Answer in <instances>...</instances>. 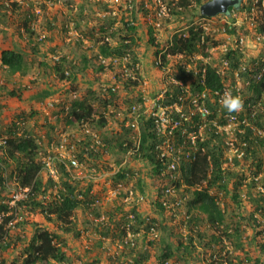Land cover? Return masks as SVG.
<instances>
[{"label": "rangeland", "instance_id": "1", "mask_svg": "<svg viewBox=\"0 0 264 264\" xmlns=\"http://www.w3.org/2000/svg\"><path fill=\"white\" fill-rule=\"evenodd\" d=\"M206 2L160 0L161 4L169 7L168 13L160 18L155 12L159 6L158 0H132V8L127 7L128 0H0V51L17 45L26 56L24 72L12 73L0 65V143L14 133L16 137H23L31 132L41 143L42 151L69 136L72 139L88 138L90 143L86 147L92 149L91 137H85L80 126L69 125L63 114H54L59 107L52 108L49 104L67 101L73 98L74 93L77 97L83 96L89 89L95 90L96 95H101L100 89H105L112 82H116L118 86L116 99L114 97L113 103L100 107L99 110L106 119V124H87L100 139L105 136L120 141H112L109 147L103 142L104 147H93L96 153L93 164L96 165H84L81 187L84 189L92 184L91 192L96 198L88 205L74 210L66 222L57 220L55 215H51L50 219L43 213L23 211L25 206H20L19 203L11 204L13 213L17 208V215L12 224L7 226L6 242L9 243V248L1 256L5 264L18 263L23 257H27L25 250L33 235V224L58 231L63 236L67 241L65 253L69 258L66 264H111L110 258L118 261L114 260V264H133L134 258L146 248L151 257L145 264H157L167 245L175 248V254L166 264H264V254L260 253L254 241L264 239V139L263 143L254 146L257 151L254 160L260 159L261 170L259 182L253 189L250 185L252 173L249 172V167L254 165L250 160L243 168H230L234 169L242 181L237 192L232 189L234 177L228 183V191L217 188L212 190L214 194L222 193L216 197L220 207L225 210L226 223L218 227L211 225L199 209L191 207L193 190L190 188L182 191L186 198L175 213L162 210L157 204L159 190L151 175L150 165L128 153L129 142L127 147L123 145L129 139L122 123L129 103L126 99L131 97L133 101L135 96L141 94L152 98L162 88L165 79L163 80L156 64L157 52L167 46L173 35H188L191 28H196L193 31L208 36V40L205 47L197 45V50L191 55L192 62L188 58L186 61L167 56L164 65L172 67V70L181 62H188L196 68L205 63L219 66L223 51L236 46L238 33L245 34L247 39L243 47V63L253 70L256 67L259 71L262 69L264 43L253 41L255 30L250 28L248 22L256 16L262 18L259 12L254 15L251 11L255 0H240L239 5L233 9L236 12L234 19L228 15H219L211 22H203L200 21V9ZM219 18L230 23L237 19V31L231 32L232 29L220 23ZM156 24L160 26L155 27ZM130 25L134 30L129 29ZM101 26H108V34L101 33L99 36L98 33L94 38L91 32L88 34L89 27L90 31L92 27L98 31ZM149 31L152 33L149 34ZM111 33L115 35H109ZM150 35L153 37L152 42ZM100 37L104 39L101 38L100 41ZM125 37L134 40V51L126 52V58L115 61L107 59L106 64H101L99 46L102 41H109L116 46ZM171 50L168 48L167 53ZM63 58H66L63 72L67 76L70 74L68 81L61 80L60 73L54 68ZM136 62L140 69L133 73L130 65ZM71 75L76 79L72 81ZM251 78H255V75L252 74ZM230 82L228 77L225 83ZM239 85L245 104H251L250 108L247 105L249 109L243 104L239 115L250 122V115L256 113L255 119L250 123L255 128V134L264 138V129H259L256 124L259 122V112L264 115V88L256 97L253 86H248L243 79L239 81ZM46 88L57 89V92L44 101H32L36 93ZM67 88L72 89V92ZM13 89H19L21 95L9 96L8 92ZM105 96L109 97V94ZM22 113L24 124L16 125V116ZM47 122L55 125L49 132L50 136L44 131ZM13 123L15 128L12 127ZM10 130L13 134L8 132ZM49 138H52L51 142L48 141ZM51 150L56 152L57 149L53 146ZM232 155L230 152L224 153L225 158ZM2 166L7 179L5 196L10 201L12 193L19 188L18 160L6 157ZM93 167L97 170L96 175L92 171ZM124 167L132 168L133 171L131 176L129 174V183L133 184L135 195L129 200L112 194V176L117 169ZM48 177L46 172L40 178L46 182ZM53 180L56 181L54 188L46 186V193L40 196L44 204H54L57 201L60 182L58 179ZM138 180L143 182L142 192L135 188ZM249 192L255 198L263 197L261 209L257 205L259 203H252L248 199ZM136 195H144L145 200L139 203ZM234 195H237L236 200L233 199ZM132 208L138 209L148 222L151 219L156 229L152 231L150 228L146 232L144 226H140L132 218ZM108 212L116 214L114 218L120 221L123 229L125 227L126 233L119 232L116 237L106 239L100 236L99 230L109 219ZM236 222L242 232L241 247L236 246L237 240H230L224 234L229 228L234 232ZM129 225H133L132 230ZM65 227L69 232L65 231ZM258 260L262 262L258 263Z\"/></svg>", "mask_w": 264, "mask_h": 264}, {"label": "trees", "instance_id": "2", "mask_svg": "<svg viewBox=\"0 0 264 264\" xmlns=\"http://www.w3.org/2000/svg\"><path fill=\"white\" fill-rule=\"evenodd\" d=\"M3 16L5 17V15ZM128 27L129 29L134 30V27H132L131 25ZM89 32H91V34L93 35L92 38H94V36L98 33L99 36H101V33L108 34V26H101L98 31L94 30L93 27L90 31L89 27L88 34ZM150 33L152 32L149 31V34ZM109 35L114 36L115 34L111 33ZM101 38L102 37L98 39L100 41L104 39V37L102 39ZM150 40L151 42L153 41L152 35H150ZM200 40L201 34H197L191 31L188 38H174V48L178 47L180 51L187 49L188 52L191 53L195 51L194 42ZM102 42L103 43L99 46V55L106 59H122L127 56V53H132L134 51V40L128 37L122 39L116 46L111 44L109 41L106 42L103 40ZM17 47V45H14L11 49H5L1 52L0 55V65L7 68L12 73L22 71L24 72V67L26 65V56ZM243 57L244 54L238 49H229L226 53L222 54V58L229 62L230 69L227 73V78L229 77L230 80L232 77H234V72L236 71L238 66L243 63ZM65 61L66 58H63V60L61 59L60 62H57L54 68L60 73L61 80L68 81L70 74L67 76L63 72V63ZM100 68L103 69V67L101 66ZM183 73V71H180V74H178L177 77H179L181 74L183 75ZM182 75L179 77L180 79L183 78ZM75 79L76 78L71 75V80L73 81ZM188 79H192L191 75H189ZM182 80L184 82H187V79ZM123 85H125V82H123ZM71 86L72 83L70 87ZM190 86L192 93L194 94L202 93L205 91L208 94L206 98V104L207 107L211 109V118H215L217 108L220 109L219 115L221 117L225 113L229 112L227 108L224 107V105L218 107V105L214 104V102H210V99L213 98V94L215 93V91H222V89L224 88V82L222 81V78L218 73H216V70L211 65L206 66L205 84L202 85L198 80L194 81L193 79L190 83ZM263 88L264 80L254 90L256 97L261 94ZM107 89H100L101 95H96L95 90L89 89L85 94L83 93V96L81 95L80 97L71 98L64 102H59L55 104V106L59 107V109L56 112L54 111V114H63L69 125H76L79 124V122H85L92 123L93 126H104L106 124V119L99 111L100 107H105L107 104L113 103V99L114 97L116 99V94L118 92L110 90V87L108 86ZM127 89H129V87H127ZM68 90L69 92H72V89L69 88ZM19 91V89H13L8 92V95L11 97H19V95H21ZM56 92L57 89L54 90L46 88L36 93L33 96L32 101H44L45 99L53 96ZM106 94H109V97L105 96ZM170 95L171 98H169L168 100H176L179 96L182 95V90L179 89V87L174 86V88H171L167 93L168 97ZM142 96V94L138 97L135 96V99L133 101H140ZM126 101L129 102L128 105L133 103L131 97L127 98ZM247 103L245 104L246 107ZM249 108L247 107L246 109ZM231 113H236V111H233ZM23 114L24 113L16 116V118L19 119H17L18 121L16 120V125L19 122H24L21 118ZM257 117L259 118V122L257 121L256 124H258L257 126L259 127V129L263 130L264 115L259 112ZM242 119L243 117L241 115V120ZM250 122H253V120H250ZM15 123L12 124V127L14 128L16 127ZM44 126V131L48 133V136H50L49 132L54 129L55 125L51 122H47ZM123 128L128 137L135 133L131 129L125 127ZM241 128L243 129V132L239 135L240 139L247 144L244 147V156L240 160L235 159V164L237 165L236 167L243 168L245 167L247 162L251 160L252 165L254 166L249 167V172L252 173V183H250V185L253 189L254 186H256L259 182V175L261 170L260 159L254 160V157H256L257 155V151L254 146L258 145V143H263L264 138L261 137V135L255 134L254 130L249 126L243 125L241 126ZM141 129V148L139 150V153L136 154V157L140 158L144 162V164L147 163L150 165L151 175H153V172L156 171L159 162L153 155L150 148L151 140L154 138L152 123L144 122V126H142ZM8 132L13 134L12 130ZM214 132L207 134L209 135V137H206L205 140L200 143V147L204 148V152H200L198 154L197 160L192 165L190 177L185 178V183L187 186L193 188H196L198 185L201 186V188L195 189L193 191V199L191 200L190 205L191 207H196L203 214H205L208 222L211 225L218 227L221 225H225L226 223L225 210L220 207L218 199H216L211 194V190L217 188L221 191H228V183L230 179L234 177L232 189H235V191L237 192L240 186H242V181L238 178V175L234 171V169H230L224 166L227 161L223 158L224 142L220 140L217 141V143H214L213 139L216 138V134ZM15 134L16 133H14L12 137L3 139V141L0 143V264H5V261L1 258V256L3 252L9 248V243L6 242V238L8 236L7 226L9 223L13 222L14 218L17 215V208L14 209L15 212L13 213V207L9 206V200H7L5 196V190L7 189V179L4 175L5 168L2 165L4 162H6V157L18 160V186L20 188L29 189L28 197L26 198V200L21 201L18 204L20 206H25L23 207V211L28 210L30 213L34 212L33 214L43 213L47 216V218L50 219L51 215H55L57 220L66 222L67 219L72 215V212L74 210L88 205L90 201L93 202V200L96 198V195H93L91 192L93 187L92 184L82 189L81 181L73 180L69 176V173L63 167H60L58 175L60 189L58 190L59 195L57 201L54 204H44L40 196L46 193V186L54 188V186L56 185V181L48 177L45 182L40 178L43 174H46V172L42 171L43 164L40 160L39 155V153L42 151V148L41 145L38 144L37 139L33 137L32 133L29 132L28 135H25L23 137H16ZM51 139L52 138H49L48 141L51 142ZM100 140L101 142L106 143L108 147L111 145L112 141H116L117 143L120 142L118 139H112L105 136L101 137ZM127 140H125V142H129L130 145L133 143L131 140ZM70 142L76 143V139L71 138ZM89 143L90 141L88 140L81 143H76V155L81 162L86 163V165L88 166H91L93 162L96 161V153L93 149H89L88 147H86ZM81 145H83V148H81ZM121 145L122 144L120 143L119 146L121 147ZM42 154L44 155L43 151ZM132 172V168L124 167V169H120L119 171H117V173H115V175L112 177V181L117 182L119 180H123L125 174H130L131 176ZM204 181H206L205 185L203 184ZM143 186L144 185L141 180H138V183L135 184V188L139 189L140 191L143 190ZM160 197L161 195H159L157 199V204L163 210L164 208H162V205L160 204ZM233 199L236 200L237 195H234ZM248 199L251 200L252 203H259L257 205L259 206V209H261L263 204V197L258 196L255 198L252 196V192H249ZM108 213L110 215L109 219L107 221V224L99 230L100 236L106 239L108 237H116L119 232L126 233L125 227L123 229L121 223H119L120 221L114 218L116 217V214L111 212ZM130 213L133 214V219L136 220L137 223L140 224V226H144L146 232H149L151 227H154L156 229V226L151 222V219L150 222H148V219L143 217L138 209L132 208L130 210ZM115 220H117L118 222L115 223ZM131 226L133 225H129L130 230H132ZM229 229L228 231H225V236L230 240H237L235 241L236 246L241 247L242 244L240 242V239L242 235L240 233L242 232L240 230V226L237 225L236 222V225L234 226V232L232 229ZM68 230L69 229L65 227V231L67 232ZM254 241L255 246L260 251V253L264 254V239L259 241H256V239H254ZM133 242L134 244L132 245V248H134L135 246V239H133ZM66 244L67 241L58 231L50 230L47 227H40L38 224H33V235L31 241L27 246V249L25 250L28 254L27 257H23L18 263L13 262L10 264H66L69 259L65 253ZM174 249L171 246L167 245L160 261L157 264H166V262L174 256ZM177 249L179 250V248ZM150 257V251L146 248L134 258L133 264H145V262H147ZM114 260L117 261L115 258ZM114 260L110 258L111 264L115 263ZM257 262L261 263L262 260H258Z\"/></svg>", "mask_w": 264, "mask_h": 264}, {"label": "built area", "instance_id": "3", "mask_svg": "<svg viewBox=\"0 0 264 264\" xmlns=\"http://www.w3.org/2000/svg\"><path fill=\"white\" fill-rule=\"evenodd\" d=\"M158 1V10L155 12L158 17L162 18L168 13L169 7L161 4L160 0ZM127 7L132 8V0H128ZM233 9L219 15H228L234 19L236 18V12H233ZM251 11L254 15L259 12L262 18H264V0H255L254 7H252ZM219 15L205 16L201 14L200 21L211 22ZM262 18L259 19L258 16H256L248 21L250 28L255 30L253 41L260 43H264V19ZM219 20L220 23L234 30H230L231 32L237 31V19L233 23L221 18H219ZM158 26H160V24L155 25V27ZM193 30H196V28H191L189 32L192 31L195 33ZM189 35L190 33L183 36L173 35V37L168 40L167 46L163 49L161 48L157 52L158 58L156 64L163 75V80L165 79L162 88L152 98L142 96L140 101H132L133 103L127 106L125 117L122 120L125 128L135 132L133 135L129 136V140L133 142L130 147L126 146L127 142L123 144L128 148V153L133 155L139 153L141 148V128L144 126V122L152 123L154 138L151 140L150 148L159 162L156 171L153 172V177L156 187L159 190V195H161L160 204L171 213H175L176 210L182 207L183 201L186 198L182 191L188 188L192 189V187L185 185V178L190 177L192 165L197 160L198 154L204 152V148L200 147V143L203 142L206 137H209L207 134L215 131L216 138L213 139L214 143L220 140L224 142V153L230 152L233 154L232 157L226 158L223 155V158L227 160L225 163L227 166H224L234 168L237 166L235 164V159L240 160L244 156V147L247 144L240 139L239 135L243 132L241 126H249L255 130L254 126L250 124L249 119L243 117L241 120V116L239 115L240 111H236V113L227 112L221 117L219 115L220 109L217 108L215 118H211V109H209L206 104L208 94L206 91L197 94L192 93L190 88L192 80H198L204 85L206 66L211 65L224 82L222 91H215L213 98L210 99V102H214V104H217L219 107L223 106L222 98L225 92L230 91L233 96L241 97V86L239 85V81L243 79L248 86L258 87L264 74V60L260 71L257 67L253 70L247 67L245 63H241L234 72V77L231 78V82L228 84H226L225 81L227 80V73L230 66L229 62L223 58L219 66L205 63L200 68H196L192 67L188 62L187 64H182L183 62H181L174 68L175 70H172V67L164 65L167 56H175L178 60L185 59L186 61L188 58L192 62L191 55L193 52L190 53L187 49L180 51L178 47L174 48V38L183 39L188 38ZM207 39L208 36L201 35V40L194 42L195 50H197V45L204 47ZM246 40L245 34L238 33L236 46L229 49H238L243 53ZM168 48L172 49L170 53H167ZM229 49H225L223 53H226ZM112 60L115 61V59ZM130 69L133 73L137 72L140 69L139 63L136 62L131 64ZM180 71L184 72L183 75L181 74L183 76L181 79L179 78L181 75L177 77ZM252 74L255 75V78H251ZM189 75L192 77L190 80L188 79ZM182 79H187V82H184ZM252 79L253 81H251ZM174 86L182 90V95L176 100H168L171 98V95L168 97L167 93L171 88H174ZM111 90L115 91L116 86L111 85ZM242 100L243 104H245V100L243 98ZM247 105L250 107L251 104ZM49 106L53 107V103H50ZM250 116V120H253L256 117V113L253 112ZM22 124H24V122L18 123V125ZM79 126L82 127V133L85 137H91L92 141H94L97 146L100 145L104 147L98 135L93 133L86 123H81ZM85 139L86 138H78L76 139V143H81L83 140L85 141ZM76 143L70 142L68 137H64L57 143L51 144L52 147H56V152L52 153V151H48L42 161L44 167L49 169L50 177L57 179V170L56 168L53 169L55 165L64 167L69 173V176L74 180H78L83 176L82 168L84 167V163L80 162V159L76 155ZM120 169L121 168L117 169V171ZM92 171L94 175L97 174L95 167H93ZM117 171L115 173H117ZM129 180V174H125L123 180L114 182V192H112V194L124 200L133 198L135 191L133 184H130ZM203 184L205 185L206 181H204ZM199 188H201L200 185L196 188L194 187L192 190L194 191ZM211 194L216 199L218 194L222 195V193L218 192L214 194L212 190ZM136 196L138 197L139 203L145 200L144 195ZM27 197L28 189H20L12 194V203L14 204ZM151 230L153 231L154 227H151Z\"/></svg>", "mask_w": 264, "mask_h": 264}, {"label": "clouds", "instance_id": "4", "mask_svg": "<svg viewBox=\"0 0 264 264\" xmlns=\"http://www.w3.org/2000/svg\"><path fill=\"white\" fill-rule=\"evenodd\" d=\"M208 2V1H207ZM239 3H240V1H239ZM239 5V4H238ZM238 5H236V6H233V7H229V9L228 10H230V8H235V7H237ZM222 14H224V13H222ZM219 15V14H218ZM124 58H126V57H124ZM116 59H118V58H116ZM121 59V58H120ZM103 60H104V62H103ZM112 60V59H111ZM106 61H107V59L106 58H103V57H101V64H106ZM262 83V79L260 80V84ZM259 84V85H260ZM111 85H115L116 86V90L115 91H117V84H116V82L114 83V82H112V83H109V85H108V87H110V90H111ZM258 85V86H259ZM107 89V87L104 89V90H106ZM256 89V87H254V90ZM108 90V89H107ZM52 97V96H51ZM77 96H76V94L74 93L73 94V98H76ZM46 100V99H45ZM55 102V101H54ZM222 103H223V105H224V107L225 108H227V110L229 111V112H233V111H239V110H241L242 109V107H243V100H242V98L240 97V96H233L232 94H231V92L229 91V92H225V94H224V97L222 98ZM128 106V105H127ZM55 107V103H53V107L52 108H54ZM81 123H85V122H79V124H81ZM79 124H76V125H78L79 126ZM87 124V123H86ZM87 126L89 127V125L87 124ZM81 127V126H80ZM90 128V127H89ZM81 129H82V127H81ZM68 139L70 140L71 138H70V136L68 137ZM75 139H78V137H76ZM91 139V138H90ZM86 140V139H85ZM92 140V139H91ZM84 141V140H83ZM38 142V144L39 145H41V143L39 142V141H37ZM92 145H93V147L94 146H97L95 143H94V141H92ZM51 147H52V145H49V147L47 146L46 147V149H45V151H43V153H44V155L42 154V151L39 153V155H40V160L41 161H43V157L44 156H46L47 155V152L48 151H52L51 150ZM93 150H94V148H92ZM52 153H55V151L53 150L52 151ZM81 162V161H80ZM42 164H43V162H42ZM84 165H86V163H84ZM85 167V166H84ZM84 167L82 168V171H83V169H84ZM56 168V170H57V179H58V175H59V168H60V166H58V165H55L54 167H53V169H55ZM64 168V167H63ZM121 169H123V168H121ZM42 171H46L47 173H48V175L50 174L49 173V169H46L45 167H44V164H43V170ZM115 175V174H114ZM113 175V176H114ZM112 176V177H113ZM49 177H50V175H49ZM50 178H52V177H50ZM82 178H84V175L80 178V179H78V181H82L81 179ZM53 179V178H52ZM59 180V179H58ZM74 180V179H73ZM113 184H114V182H113ZM185 185H186V183H185ZM20 189H28V188H18V190H20ZM192 189H193V187H192ZM18 190H15L14 192H16V191H18ZM13 192V193H14ZM12 193V194H13ZM28 193H29V189H28ZM26 199H23V200H19V201H17V202H15L14 203V205L15 204H17V203H19V202H21V201H25ZM11 204H13L12 203V195H11V199H10V201H9V206L10 207H12L11 206ZM163 208V207H162ZM166 210V209H165ZM169 211V210H168ZM12 224V223H11Z\"/></svg>", "mask_w": 264, "mask_h": 264}, {"label": "water", "instance_id": "5", "mask_svg": "<svg viewBox=\"0 0 264 264\" xmlns=\"http://www.w3.org/2000/svg\"><path fill=\"white\" fill-rule=\"evenodd\" d=\"M240 0H209L201 6V14L205 16H216L218 14L227 13L229 7L239 4Z\"/></svg>", "mask_w": 264, "mask_h": 264}, {"label": "crops", "instance_id": "6", "mask_svg": "<svg viewBox=\"0 0 264 264\" xmlns=\"http://www.w3.org/2000/svg\"><path fill=\"white\" fill-rule=\"evenodd\" d=\"M11 48H12V47H11ZM11 48L8 47V48H5V49H11ZM17 48H19V47H17ZM5 49H3V50H5ZM3 50L0 51V55H1V52H2ZM24 69H25V68H24ZM16 73H18V72H16Z\"/></svg>", "mask_w": 264, "mask_h": 264}]
</instances>
